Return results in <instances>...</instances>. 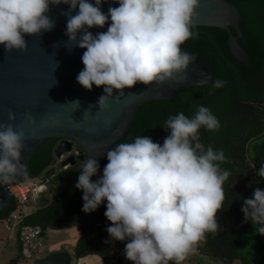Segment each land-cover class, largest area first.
<instances>
[{
    "label": "water",
    "instance_id": "95a60500",
    "mask_svg": "<svg viewBox=\"0 0 264 264\" xmlns=\"http://www.w3.org/2000/svg\"><path fill=\"white\" fill-rule=\"evenodd\" d=\"M89 2L95 4V0ZM118 6V0H102L100 8L107 15L110 7ZM69 8L64 3L50 4L46 15L54 27L40 35L25 34L26 50L7 52L0 45V123L25 132L23 167L10 183L0 184V217L14 208L8 187L23 178L30 158L47 139H59L52 149L55 158L68 152L72 144L79 150L76 157L69 155L59 165L95 158L99 163L91 177L95 182L108 163L107 152L116 144L147 136L163 145L170 135L163 127L167 118L179 112L192 118L202 105L218 118L221 127L218 131L201 127L200 142L205 149L211 145L214 151L223 150L226 160L219 162L220 168L230 173L223 184V208L216 216L221 227L215 234L206 233L204 240L217 254L264 264V247L255 244L256 229L262 225L245 220L242 211L245 199L252 198L256 188L264 190V177L258 174L264 171L260 169L264 166V106L260 102L264 94V0H200L192 28L199 37L181 45L194 58L187 70L162 84L138 82L123 89L125 95L117 100L119 90L114 89L102 111L97 101L105 95L104 86L93 84L87 90L77 81L86 49L68 42L67 21L79 12L78 5ZM110 24L109 17L103 27L85 29L95 36L106 32ZM83 31L78 32L77 41ZM215 80L225 83L213 89ZM9 110L15 113L13 121L8 119ZM79 175L80 169L67 171L63 188L52 194L50 203L25 216L29 227L76 222L84 236L77 239L75 255L106 238L117 242L107 232L112 226L104 215L107 200L93 212L82 210L83 191L75 187ZM47 201L42 198L37 205ZM69 261V253L60 250L48 253L38 264Z\"/></svg>",
    "mask_w": 264,
    "mask_h": 264
},
{
    "label": "clouds",
    "instance_id": "9594fccd",
    "mask_svg": "<svg viewBox=\"0 0 264 264\" xmlns=\"http://www.w3.org/2000/svg\"><path fill=\"white\" fill-rule=\"evenodd\" d=\"M61 3L70 5L69 11L79 7L78 14L68 19L65 34L68 42L86 49L77 81L87 90L93 84L104 86L105 95L97 101L101 111L108 107L114 89L119 90L117 100L125 95L123 89L138 82L176 80L194 60L181 45L199 37L192 28L200 0H118L119 6L110 7L107 15L101 11L102 0L95 4L89 0H0V45L7 52L26 50L25 34L50 31L54 23L46 15L49 5ZM109 17L106 32L93 36L85 29L103 27ZM224 83L215 80L212 87ZM8 119H16L11 110ZM163 127L170 130L163 145L137 136L134 142L112 147L103 175L95 182L91 177L99 163L87 158L75 185L83 191L86 213L107 200L104 215L112 222L107 232L114 240L129 241L125 254L134 264H182L206 233L215 234L221 227L216 216L223 208V184L230 173L220 168L219 162L226 160L223 150L214 151L211 145L205 149L199 133L201 127L218 131V118L201 105L192 118L184 112L170 115ZM0 129V184H7L23 167L25 132L4 123ZM258 174L264 177V171ZM242 211L245 220L262 225L256 231L264 235V190L256 188L252 198L245 199ZM45 229L59 228L41 230ZM91 255L98 253L86 257ZM78 259L71 263L70 257L68 264Z\"/></svg>",
    "mask_w": 264,
    "mask_h": 264
},
{
    "label": "trees",
    "instance_id": "16d2710c",
    "mask_svg": "<svg viewBox=\"0 0 264 264\" xmlns=\"http://www.w3.org/2000/svg\"><path fill=\"white\" fill-rule=\"evenodd\" d=\"M260 102H261L262 106H264V94L260 98ZM53 145H54V138H49L46 141H44L38 147V149L34 152L33 156L30 158L28 164L26 165L25 174H24L22 179H26V178L31 177V176H42L40 174V172L43 171V169L50 164V161L52 159L51 151H52ZM83 164H84V162L77 161L76 164L71 168V170L81 169ZM51 179L52 180L51 181L49 180V184H48L47 189H46L48 196H45L46 198L48 197V201L44 205L37 207L36 210L39 208L47 206L50 203L52 194H57L63 188L65 180H66V178H65L63 183H59V182H57L55 177H53ZM7 212H8V210H6V214H7ZM3 218L4 217H0L1 220ZM26 221H27V218L24 216L22 218L21 224L25 225ZM32 226L40 227V223L34 224ZM46 226L49 228H65V227H71V226H74L77 228V231L79 232V236L75 239V242H74L73 247H72L74 258H81L87 254H90V253H103V255L104 254L106 255L110 249L115 248V247H122L125 249V245L129 242L127 239H125L124 241L117 240V242H114L111 239L106 238V239L98 241L93 248H91V249L83 248L79 251V253L77 255H75L77 239L84 236L83 232L81 231V229L77 225V223L76 222H70V223L64 224V225L44 224L41 229H44ZM255 244L259 247H264V235L258 233L255 237ZM196 248H197L196 254L192 255L189 253L188 256L186 257V259L182 262V264H190V263L191 264H200L198 261L199 257H208V258H210V260L214 261L217 264H257V263H250L246 260V258L238 257L237 255H232L230 257H226L225 255L217 254V253L213 252L211 250V247H209L206 244V240H202L196 246ZM19 253H20V251H19ZM15 260L16 259L13 258V259L9 260V263L15 264Z\"/></svg>",
    "mask_w": 264,
    "mask_h": 264
},
{
    "label": "built area",
    "instance_id": "2783aa9c",
    "mask_svg": "<svg viewBox=\"0 0 264 264\" xmlns=\"http://www.w3.org/2000/svg\"><path fill=\"white\" fill-rule=\"evenodd\" d=\"M47 187V178L43 176H31L21 179L8 187L9 193L13 196L14 208L8 210L6 216L2 219L3 226L9 232L13 233V228L17 226L15 238L19 243V251L23 258L34 260L41 255L45 249V230L38 226H28L21 224L22 218L28 214L25 203L28 200H35L37 195L43 192ZM197 248L190 254L195 255ZM105 260L109 264H134L133 261L126 258L125 249L115 247L110 249L105 255ZM77 264V263H74ZM191 264V263H190Z\"/></svg>",
    "mask_w": 264,
    "mask_h": 264
},
{
    "label": "rangeland",
    "instance_id": "374dc122",
    "mask_svg": "<svg viewBox=\"0 0 264 264\" xmlns=\"http://www.w3.org/2000/svg\"><path fill=\"white\" fill-rule=\"evenodd\" d=\"M57 167H45L40 174L45 178L46 172L53 174L58 172ZM49 180L52 179L47 178V184H49ZM48 196L47 191L41 192L37 195L35 200H28L25 203V208L27 212L35 211L37 208V203L40 199ZM13 233L9 236L8 230H6L0 220V264H10L9 259L15 258V264H38V261L43 258L45 255L52 251L66 250L67 252L71 251L73 244L77 235V228L71 226L69 228H59L48 230L44 232L45 240V249L41 252V255L36 257L33 261L30 259L23 258L19 253V243L15 238L17 232V226L13 228ZM102 254V253H101ZM72 256V255H71ZM198 261L200 264H217L214 261L210 260L208 257H199ZM98 264H109L106 260L101 261ZM170 264H174V262H170Z\"/></svg>",
    "mask_w": 264,
    "mask_h": 264
},
{
    "label": "flooded vegetation",
    "instance_id": "af4514ba",
    "mask_svg": "<svg viewBox=\"0 0 264 264\" xmlns=\"http://www.w3.org/2000/svg\"><path fill=\"white\" fill-rule=\"evenodd\" d=\"M58 140L59 139L54 138V145L56 144V142ZM54 145H53V147H54ZM53 147H52V149H53ZM78 151L79 150L76 148V146L74 144L71 145L70 150L68 152L61 153L58 158H55L52 154V151H51L52 159L50 161V164L47 167H53V168L57 167L59 165L60 161H62L67 156L73 155V157H76L78 155ZM77 161H79V160L74 159L73 163L70 165H59V168L57 169L58 172H55L53 174L46 172V175H44V176L46 178L50 177V179L55 177L57 182L59 179H61V182H59V183H63L65 178L67 177V171L71 170V168L76 164ZM79 162H84V161H79Z\"/></svg>",
    "mask_w": 264,
    "mask_h": 264
},
{
    "label": "crops",
    "instance_id": "0c3cea01",
    "mask_svg": "<svg viewBox=\"0 0 264 264\" xmlns=\"http://www.w3.org/2000/svg\"><path fill=\"white\" fill-rule=\"evenodd\" d=\"M31 212H33V211H30V213ZM78 236H79V232H77L76 238ZM69 254H70V257H71V263H73L74 259H76V258L73 257V249H71V251H69ZM9 260H11V259H9ZM104 260H105V254L103 255V253L102 254L98 253V255H91V256H88V257H86V255H85V256L79 258L75 263H77V264H98V263H101V261H104Z\"/></svg>",
    "mask_w": 264,
    "mask_h": 264
}]
</instances>
